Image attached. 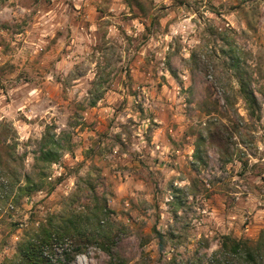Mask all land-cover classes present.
<instances>
[{"label": "clouds", "instance_id": "1", "mask_svg": "<svg viewBox=\"0 0 264 264\" xmlns=\"http://www.w3.org/2000/svg\"><path fill=\"white\" fill-rule=\"evenodd\" d=\"M0 264H264V0H0Z\"/></svg>", "mask_w": 264, "mask_h": 264}]
</instances>
